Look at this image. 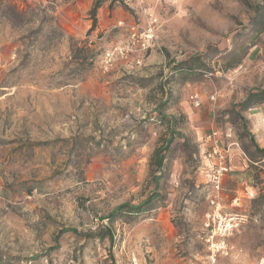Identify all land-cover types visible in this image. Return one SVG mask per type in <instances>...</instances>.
Wrapping results in <instances>:
<instances>
[{"label": "rangeland", "instance_id": "1", "mask_svg": "<svg viewBox=\"0 0 264 264\" xmlns=\"http://www.w3.org/2000/svg\"><path fill=\"white\" fill-rule=\"evenodd\" d=\"M104 3L122 13L112 28L91 8L75 23L55 0H0V264H116L150 216L185 229L204 214V228L214 212L238 220L198 237L206 264H264V171L250 164L256 194L224 206L201 150L217 130L258 161L238 105L264 89V0ZM121 205L144 217L108 221Z\"/></svg>", "mask_w": 264, "mask_h": 264}, {"label": "crops", "instance_id": "2", "mask_svg": "<svg viewBox=\"0 0 264 264\" xmlns=\"http://www.w3.org/2000/svg\"><path fill=\"white\" fill-rule=\"evenodd\" d=\"M49 2L51 0H44V3ZM55 3L57 4L56 10L64 12L65 16L75 23L80 20L79 14H85L92 6V0H85L84 3H79L76 0L64 2L63 0H55ZM108 4L104 3L98 9L96 19L102 20V27L112 28L122 13L112 12L108 18ZM204 114L205 112L199 114L200 125L205 124L208 120V113L206 112V117ZM245 119L249 122V131L255 144L259 149H264V104L249 109ZM206 146L205 144L201 146V150L205 151ZM229 152L233 169L222 180L220 186L221 200L224 206H231L232 202L243 206L242 203H245V200L242 201L241 199H244L247 194L254 197L258 186L255 183L256 176L251 172L250 164L260 165L258 167L264 171V156L253 163L241 150L235 147H231ZM201 183L204 181L201 180ZM184 215L186 220L191 223V226L185 229H178L171 224L173 214H155L152 218L150 216L148 221L139 223L127 233L128 236L131 234L132 236L128 237L126 249L121 251V259L115 263L129 264L130 255L135 254L140 261L151 264H206V245L198 241V237L204 231L202 226L204 214H200V216L199 214Z\"/></svg>", "mask_w": 264, "mask_h": 264}, {"label": "built area", "instance_id": "3", "mask_svg": "<svg viewBox=\"0 0 264 264\" xmlns=\"http://www.w3.org/2000/svg\"><path fill=\"white\" fill-rule=\"evenodd\" d=\"M156 24V20L153 19L150 23L146 31L145 39L152 40L154 30L153 27ZM190 104L194 108H198L201 105V100L198 94H192L190 96ZM231 134L223 135L219 131H211L204 137V143L207 145V148L204 151V170H205V177L207 178V185L208 187L216 192L219 193L220 186L222 184V180L224 177L231 173L232 171V158L229 152L230 146L226 145L223 141L224 138H230ZM237 145V144H234ZM243 156V154H242ZM211 223H217V227H211ZM238 218L237 217H227L223 218L219 214H214L212 216L205 217L204 223V231L203 236L201 239L206 243V228L209 230V239H213L216 236H225V234L231 232L237 224ZM211 227V228H210ZM208 241V240H207ZM224 245V244H223ZM221 247V245H220ZM129 264H151L146 261H140L139 258L135 254H131L129 258Z\"/></svg>", "mask_w": 264, "mask_h": 264}, {"label": "trees", "instance_id": "4", "mask_svg": "<svg viewBox=\"0 0 264 264\" xmlns=\"http://www.w3.org/2000/svg\"><path fill=\"white\" fill-rule=\"evenodd\" d=\"M106 1H114V0H94L91 9L88 12V15L90 17V19L92 20L93 23V27H95L96 25V16H97V11L98 9L102 6V4ZM193 66L189 67L190 70H177L178 72H184L186 71L188 74L189 73H195V71H198L196 69H199L196 64L194 63ZM194 69V70H191ZM260 104H264V89H254V90H250L249 92L246 93L245 99L244 101L238 105V107L241 110H248L251 108H254ZM242 122V128L245 127V121L242 118L241 119ZM250 141H251V145L253 146L256 155L255 157H262L264 156V149H259L258 146L255 144L253 138L250 136ZM166 148H161L157 151H155L154 155H153V159H154V164L156 165V169L157 171L161 172V166H162V161H163V156H162V151H164ZM155 195V194H154ZM154 197V196H153ZM151 197V199L153 198ZM151 199L148 200L145 205L150 204L151 203ZM142 207H129L126 205H121L117 208V210L115 211L114 214L111 215V217H107L106 219L110 222H112V218H114V216L121 218L123 217V215H129L132 216L131 218H134L135 216H142L144 217V214L142 213ZM123 213H128V214H123ZM130 213H135V214H130ZM97 237L100 239H103V234H97ZM110 238V237H109Z\"/></svg>", "mask_w": 264, "mask_h": 264}]
</instances>
